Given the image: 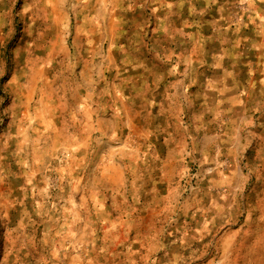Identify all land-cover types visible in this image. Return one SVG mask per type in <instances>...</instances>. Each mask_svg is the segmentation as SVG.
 Here are the masks:
<instances>
[{
  "label": "rangeland",
  "instance_id": "374dc122",
  "mask_svg": "<svg viewBox=\"0 0 264 264\" xmlns=\"http://www.w3.org/2000/svg\"><path fill=\"white\" fill-rule=\"evenodd\" d=\"M0 3V264H264V0Z\"/></svg>",
  "mask_w": 264,
  "mask_h": 264
},
{
  "label": "crops",
  "instance_id": "0c3cea01",
  "mask_svg": "<svg viewBox=\"0 0 264 264\" xmlns=\"http://www.w3.org/2000/svg\"><path fill=\"white\" fill-rule=\"evenodd\" d=\"M83 1L85 2V0H82V2H83ZM93 2H94V3H98V0H93ZM0 11H1V3H0ZM186 18L188 19V16H187V15H183V16L180 18V20H181V19H186ZM243 32H244V31H243ZM243 32H242V33H243Z\"/></svg>",
  "mask_w": 264,
  "mask_h": 264
}]
</instances>
